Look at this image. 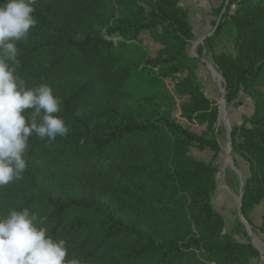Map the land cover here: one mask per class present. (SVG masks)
<instances>
[{"label":"trees","instance_id":"obj_1","mask_svg":"<svg viewBox=\"0 0 264 264\" xmlns=\"http://www.w3.org/2000/svg\"><path fill=\"white\" fill-rule=\"evenodd\" d=\"M179 1L156 0L149 12L123 4L116 18L104 11L105 0H37V24L18 42L16 74L29 88L52 86L68 133L55 141L30 138L26 179L0 216L27 207L46 217L48 233L64 239L68 258L81 264H249L259 255L252 244L221 235L222 217L209 200L217 169L189 154L193 145L212 150L213 161L220 152L218 107L194 75L182 114L205 126L201 134L164 114L140 120L127 100L133 66L121 62L119 50L158 24L186 45L193 33ZM221 8L206 42L228 22L235 25L236 53L215 55L214 62L227 103L242 89L255 106L231 132L232 152L249 165L242 197L252 223L246 211L264 198V93L257 86L264 72V0H230ZM172 59L148 62L163 69ZM260 229L264 234V217Z\"/></svg>","mask_w":264,"mask_h":264},{"label":"rangeland","instance_id":"obj_2","mask_svg":"<svg viewBox=\"0 0 264 264\" xmlns=\"http://www.w3.org/2000/svg\"><path fill=\"white\" fill-rule=\"evenodd\" d=\"M3 1L0 0V3ZM185 1L180 0L179 6L186 13L190 25L192 24L196 30V35L193 34V38L186 45L181 40L173 38L171 27L158 24L154 28L142 31L136 41L128 43L119 50L121 62L133 66L131 77L124 86L127 100L133 115L140 120L155 119L160 114H164L177 120L191 132L201 134L205 131V126L187 120L182 114L183 104H187L190 100L187 90L192 85L191 75H194L193 80L197 82L200 90L218 107V120L214 130L220 143V152L217 159L213 161L212 150L200 149L193 145L189 148V154L197 160L213 162L217 169L216 186L209 200L214 211L222 217L221 235H231L241 243L252 244L259 255L250 258L249 264H264V247L255 241L257 238L264 243V234L260 229L264 217V198L246 211V216L252 221L249 223L245 217L249 224L248 229L239 216V199L243 196L244 185L249 177V165L241 156L233 152L234 165L230 163L225 165L224 162L228 148V126L224 118V101L220 99L219 84L221 83L223 87L226 85L214 62V56L236 53L234 44L236 27L228 22L224 30L212 42L207 43L204 39L194 46V43L201 38L216 32L217 29L214 31L216 23L222 11H226V8H221L226 0H204V3H186ZM155 2L156 0H105L104 11L117 18L122 14L123 4L129 8L139 6L145 12H149ZM102 30L106 32L105 28ZM186 55L190 57V60L186 59ZM196 56L211 63L213 71L206 63L198 61ZM170 57H173L172 61L165 64L166 67L163 69L153 68L148 62L155 58L170 59ZM257 86L264 93V72ZM254 110L252 98L242 89L232 102L227 103L232 127L237 123L240 124L245 117H251ZM36 137L38 136H32V138ZM26 175L25 170L22 179L0 188V215L6 212L5 199L16 195L21 190Z\"/></svg>","mask_w":264,"mask_h":264},{"label":"clouds","instance_id":"obj_3","mask_svg":"<svg viewBox=\"0 0 264 264\" xmlns=\"http://www.w3.org/2000/svg\"><path fill=\"white\" fill-rule=\"evenodd\" d=\"M37 0L0 3V188L22 179L29 140L35 135L55 141L68 128L61 98L51 85L29 88L16 74L20 64L18 42L27 40L37 24ZM40 217L29 208L0 216V264H81L69 259L67 242L53 238Z\"/></svg>","mask_w":264,"mask_h":264},{"label":"water","instance_id":"obj_4","mask_svg":"<svg viewBox=\"0 0 264 264\" xmlns=\"http://www.w3.org/2000/svg\"><path fill=\"white\" fill-rule=\"evenodd\" d=\"M230 0H226V4L229 3ZM223 13L224 11H222L217 23H216V26H215V29L214 31L218 28L219 26V22L223 16ZM213 31V32H214ZM211 34L201 38L199 41H197L196 43H194V46L197 45L199 42L203 41L204 39H206L207 37L211 36ZM198 61L200 62H203V63H206L209 67H211V63H208L206 60H204L203 58H201L200 56H196L195 57ZM213 66V65H212ZM220 99L224 101V113H225V120H226V123H227V131H228V140H227V144H228V156H229V159H230V164L234 165V161L232 159V125H231V122H230V117L228 115V112H227V102H226V90H225V87H223V85L220 83ZM220 111H221V108H220ZM239 216H240V219L241 221L247 226V228L249 229V224L248 222L246 221L245 219V215H244V211H243V197L241 196L240 199H239ZM254 245H255V242L253 241Z\"/></svg>","mask_w":264,"mask_h":264},{"label":"crops","instance_id":"obj_5","mask_svg":"<svg viewBox=\"0 0 264 264\" xmlns=\"http://www.w3.org/2000/svg\"><path fill=\"white\" fill-rule=\"evenodd\" d=\"M186 3L188 2V3H204V0H186L185 1ZM183 4H184V2H183ZM191 27H192V31H193V34H195L196 33V30H195V28H194V26L191 24ZM196 35V34H195ZM211 68V70L213 71V68L212 67H210ZM224 118H225V116H224ZM238 124V123H237ZM227 154H228V148L226 149V156H225V159H227ZM224 162H226L225 160H224ZM230 163V162H229ZM228 163V164H229ZM227 164V165H228ZM226 165V164H225ZM255 241L256 242H258L259 243V245L260 246H262V247H264V243L263 242H261V241H259V239H257V238H255Z\"/></svg>","mask_w":264,"mask_h":264},{"label":"bare ground","instance_id":"obj_6","mask_svg":"<svg viewBox=\"0 0 264 264\" xmlns=\"http://www.w3.org/2000/svg\"><path fill=\"white\" fill-rule=\"evenodd\" d=\"M223 106H224V103H223ZM229 162H230V159H229V156H228V154H227V159H226L225 164H228Z\"/></svg>","mask_w":264,"mask_h":264}]
</instances>
